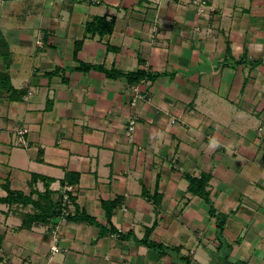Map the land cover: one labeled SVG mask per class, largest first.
<instances>
[{"label":"crops","instance_id":"crops-1","mask_svg":"<svg viewBox=\"0 0 264 264\" xmlns=\"http://www.w3.org/2000/svg\"><path fill=\"white\" fill-rule=\"evenodd\" d=\"M204 1L0 0V197L72 188L61 222L0 202V264H215L209 203L264 264V0Z\"/></svg>","mask_w":264,"mask_h":264},{"label":"trees","instance_id":"trees-1","mask_svg":"<svg viewBox=\"0 0 264 264\" xmlns=\"http://www.w3.org/2000/svg\"><path fill=\"white\" fill-rule=\"evenodd\" d=\"M99 20V33L102 34H107L110 33L112 30V23L105 21L103 18H97ZM97 20V21H98ZM87 30H94L93 24L90 23L87 25ZM92 66H81L83 69H89ZM98 68V67H97ZM100 69H103V67H99ZM104 70V69H103ZM106 74L108 76L112 75H119L121 74L119 71L112 69V70H105ZM127 77L128 81L131 83L141 81L143 79H153L154 75L149 74L148 72H145L143 70H136L133 72H128L125 74ZM5 75L0 74V80H4ZM33 179H36L37 177L34 175L32 177ZM187 180L189 181L188 185V190L193 193L200 194L202 197H204L207 200V191L205 189L207 179L206 177H200V178H195L191 176H187ZM7 188V187H5ZM7 195L5 197H0V202H20L22 204H31L36 210L37 213L33 216H31L32 219L39 220V221H46L48 218H51L53 216L60 215L62 213L63 207L61 203H53L49 198H48V193L47 191L38 196L37 200L32 199L30 196H23L22 193L13 191L9 188L6 189ZM156 192V191H155ZM154 192L153 196V201L155 204H158L156 200H154V197L158 195ZM40 200L44 201L43 203L40 202ZM209 215L215 217L216 220V237L219 241V247H217L218 253L221 250L220 245L222 243H225L222 237V232L226 220V216L224 214H215V210L212 207L211 203H209ZM69 217V215L66 216V219ZM223 241V242H222ZM146 242V239L145 241ZM148 246L155 248V249H160L161 246L156 243H151V242H146ZM226 244V243H225ZM229 246V245H228ZM162 252V250H160ZM217 252V251H216ZM228 256V255H227ZM227 256H224V259H227Z\"/></svg>","mask_w":264,"mask_h":264},{"label":"built area","instance_id":"built-area-1","mask_svg":"<svg viewBox=\"0 0 264 264\" xmlns=\"http://www.w3.org/2000/svg\"><path fill=\"white\" fill-rule=\"evenodd\" d=\"M193 2H197L199 3L200 6L205 5V1L204 0H192ZM200 8V7H199ZM200 11V10H199ZM133 92H134V96L131 99V105H135L137 99H143L144 98V94L138 91V88L134 85L133 86ZM135 124V120L131 119L129 121V127H128V131L130 132L133 129V126ZM27 132V129L25 128H21L18 129L15 134H16V139H17V143L21 144V145H25L26 141L24 139V134ZM72 190V188L70 186L66 187V190L64 191L63 195H62V206H63V210L62 213L60 215H58V219L61 221H64L66 216L69 214V211L67 210V208L65 207V205L67 204V202L69 201V195H68V191ZM52 238H53V242L54 245L51 247L52 251H57L58 247H57V242H58V235L56 234L55 230L52 231ZM130 264V263H127Z\"/></svg>","mask_w":264,"mask_h":264},{"label":"rangeland","instance_id":"rangeland-1","mask_svg":"<svg viewBox=\"0 0 264 264\" xmlns=\"http://www.w3.org/2000/svg\"><path fill=\"white\" fill-rule=\"evenodd\" d=\"M223 242V241H222ZM220 247H221V250H220V252L218 253V250L216 249L213 253L217 256H215V258H218V259H216L217 261H215V264H225V263H228V264H242L241 262H236L235 261V263L234 262H228V261H226L225 262V260H224V256H227L228 254H229V251H230V249H231V247H229L227 244H225V243H222L221 245H220ZM164 249V247H161L159 250H163ZM217 251V252H216ZM218 254V255H217ZM228 257V256H227Z\"/></svg>","mask_w":264,"mask_h":264}]
</instances>
